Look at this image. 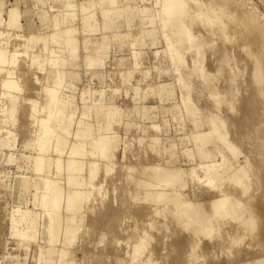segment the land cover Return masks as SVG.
I'll list each match as a JSON object with an SVG mask.
<instances>
[{"label":"bare ground","instance_id":"bare-ground-1","mask_svg":"<svg viewBox=\"0 0 264 264\" xmlns=\"http://www.w3.org/2000/svg\"><path fill=\"white\" fill-rule=\"evenodd\" d=\"M46 1L44 3L41 2L42 6L46 5ZM52 1L53 0H51V2ZM54 1L52 3V6H54V4H56V3L58 4V1H59V7L57 6L58 9L57 8L55 9L56 6L54 7V9H52L53 7H51L52 11H50V9L48 8L50 11L49 12L48 10L43 9V7L40 5V6H38L40 12H38V9L36 10L38 12V15H40L41 18L45 21V25L41 29H45V26L47 24L46 21L48 23L50 21V24H52V28H53L52 32H50L48 34H46V33L40 34V32L38 30V33H36V32L35 33H28L31 35H29V36L27 35L28 37L25 36V40L27 42H25V41L23 42V43H28V41H30L31 43L35 42L34 46H36L37 43L42 42L43 45H42V47L40 46L41 47L40 52H37L38 49L36 52H33V50L29 48V46L28 47L24 46L27 44L22 45V43H21L22 46L26 47L25 51H23V48H22V51L24 52L23 55H25V56L28 55L29 58L31 57V60H28V61L31 62L32 66L38 67V69L43 67V70H46V68H47L46 72H48V73H46L44 75L47 77L45 79L48 81H47V83H45L44 88L40 85V88L42 87L44 89V94L46 93V95H47V100L45 101L43 106L39 108L38 107V103H39L38 100H34L32 97L29 98L28 96L27 97L22 96L23 101L21 103H23V105L25 107L23 113H24V116L27 118L29 124L31 125V129H30V127H29V129H30V131H33V133H34L35 127L37 128L36 132H37L38 136L36 138L35 144L38 147L39 152H38V155L36 157H34V166H35V171H36L35 173L38 175V177H29V176H27L28 174H26V175H24V174L23 175H17V174L15 175L14 174L15 177L13 176V178L15 179V181L13 180L14 181L13 183L15 185H13L12 183L11 184L15 188L18 189V191L20 193L19 195H22L23 191L34 190L32 199H33V201H35L34 203L37 206L38 210L37 211L31 210V209L23 210V206H21L22 204L20 203L17 205L13 204V206L14 205L15 206L13 207L12 210H10L11 212L8 213V214H10V219L12 222V225L10 228L11 235H13L15 237L17 236L21 240L29 239L32 237H35L38 239L37 240L38 241V247L37 248L39 251V254H38L39 255V261L42 262L43 264H55L56 259L59 261L58 262L56 260L58 263H61V261L63 262V259L66 256L70 255L71 250H72L70 248V245L73 243V241L75 239V235L77 233V227L75 225V222L77 221L76 215L78 214V211L82 207H84L83 204H85V203H83V201L85 200L84 202H86V199H88L89 195H90L89 198H91V193L93 192L91 190V187H94V189L96 187H98V189L101 188V190H102V187L105 186L107 183L109 185L111 183L115 184L116 180L113 177H112L113 182H110L111 179L107 180V179H109V178H107L106 179L107 183L105 182L106 184H104V185H102L103 182H99L101 179H99V181L95 180L96 182H99V183H95L94 179H96L95 178L96 175L99 176L98 172H99L100 167L102 165V162H101L102 160L107 161V162L105 161L106 163L103 161L105 163V164L104 163L103 164L106 166L102 165V166H104V169L102 167L103 170H105V167H107V169H106L107 171L105 170L106 172H104V173H106V175L108 174V171H110V170H111V172L113 171V167H115V168H116V166L118 167V165H115L116 159H115V163L113 162V160L116 157V154H117L116 150H117L118 144L120 142L118 132L116 130H114L113 126H115L114 122L118 121V118L121 116V109L116 104H113V103L109 104V103L105 102V100L102 99L105 97V96L103 97V95H105V94H103L104 90H102V92H101V94H103V95H100V97L102 96V98H101L102 101L98 100V101H100V104H99V102L97 104L94 102L95 104L92 105L91 107H89V111L90 110L92 111L93 108L95 107L94 110L96 111L98 122L101 120L105 121V123L102 124V126H101L102 129L99 128V132H97L94 130L92 123L85 121V120H80L78 122L79 125H78L76 132H73L71 130V127H72L71 124L73 122V117H74L75 111L71 110V112H68V113L63 111V104L66 103V98H61L59 96V91L69 76H76L77 75L76 71L68 72V71L64 70V68L68 64H73L74 60L76 59V57L78 55L79 46L81 44L80 43L81 39L78 35L79 28H78V26L74 20L75 15H76L74 9H76L77 3L75 2V0H63V3H60V0H58V1L56 0L55 1L56 3ZM103 1L114 4L116 0H99L98 3L101 4ZM142 1L144 2L146 0H142ZM228 1L229 0H154V1L152 0V2H151L152 4H150V5H145V4L136 5V6H133L134 9L130 8V10H133L131 12V14H133V15L136 14L137 12L147 13V17H144L142 19L143 23L152 22V21L155 22V19L152 18V17H154L155 14L160 16L161 29L155 30V28H153V29H150L147 31L148 34L153 32L152 41H149L148 44L150 42L153 44L154 43L156 44L157 40H158L157 34L160 32L162 33V31H163V35H164L165 41H166V49H164L165 54L173 62L172 65L175 68V70H177L176 72H179L178 73L179 75L177 76L176 79L178 80L179 84L181 83L187 87H190V90H192L191 89L192 84L190 83V80H192L193 76L196 74L199 77L203 78L204 81L208 80V83H209V80H212L214 77H215L214 79H216V77L223 76V75H221V74H223L222 72L224 70L223 64H222V66L218 64L219 67H218V65H216L218 68L215 70V72H211L203 64V62L205 60V55H206L205 49H207L206 47H209L210 49L212 48L214 37H216L215 40L217 38H219V36H221V37L223 36V38L224 37H227V38L232 37L233 41H234V39H235V41L237 40L239 47H242L243 49L245 48L244 49V50H246L245 52L250 57L251 74H252L251 78L254 79V81L251 80V78H250V80L255 82L254 83V85H256V88H255L256 91L255 92L257 95H259L261 97L260 100L262 101V104H263V106H261V107H264V83H263L264 82V16H262V14L260 12L256 11L253 5H251V8L247 7L244 0H235V1L233 0L234 2L233 1L228 2ZM3 2H5V0L0 1V4H2ZM31 2H35V1L31 0ZM38 2H39V0H38ZM47 3L49 4L50 2L47 1ZM48 4L44 8H46L48 6ZM4 5L5 4H3L1 6H4ZM35 5H37L36 2H35V4L33 3V7ZM1 6H0V8H3ZM80 6H81V9L83 12L82 22L85 26L83 28L85 33L95 32V35H96L98 33V31H102L110 23V22L106 23L105 27H103L101 25L99 20L96 18L95 13H92L89 10V8L91 7L90 2H82V4ZM34 8H36V7H34ZM19 9L20 8H17V7H13L11 9H8L9 15H8V19H7L6 23L9 26L12 25L13 26V27L11 26L12 29L15 26H16L15 28L17 29V27H19V25H20L19 20L21 19L20 18L21 17V11ZM51 12H53L52 16H50L51 14L49 15V13H51ZM123 12H125V9H120V8H111V9L103 8L102 9V13H103L104 18H108L109 16H111V14L113 16H118V15L122 14ZM1 13H3V10L0 9V15H2ZM0 17H2V16H0ZM0 21H2V20H0ZM44 21H43V23H44ZM21 28L22 27H19L20 30H22ZM16 29H14V30H16ZM23 31L25 32V30H23ZM6 32H7V36H6V33L4 34V31L0 32V34L2 35V36L1 35L0 36L3 38V34H4L6 36V38L7 37L10 38V34L8 35V31H6ZM231 32H233L232 35H230ZM9 33H10V31H9ZM16 34L17 33L15 32V38L14 39H16V37H17ZM91 34H93V33H91ZM12 35H14V34H12ZM22 35H24V34L22 33ZM1 37H0V39H1ZM13 37L14 36H12V38ZM18 38L20 40L21 37H19V35H18L17 39ZM113 38L119 39L121 41V43L123 44V45L121 44L122 46L128 45L129 44L128 42H131V45L129 44L130 47L134 46L133 48L134 49L136 48L135 47V45H136L135 41H137V38L135 36H133L132 34L115 33ZM227 38H226V40L224 39L225 45H227L226 41L229 40V38L228 39ZM22 39L24 40V37ZM93 39H95V38H93ZM93 39L92 38L85 39V42H84V43H86V45L89 48H91L88 55L86 56L87 64L88 65H95V64L103 65L105 62V59L103 58V56L101 54H99V51L102 48V42H101V40H98V39L93 40ZM138 40H140V39L138 38ZM151 43L149 45H151ZM215 43H216V41H215ZM1 44L2 43L0 41V70L5 71L4 72L5 75L3 78H1V81H0V87L2 88V89H0L2 92L1 97L5 96V97L9 98L11 101H13V102H11L8 100L9 102L16 103V102H18L17 100L19 99L17 94H16L17 90L19 89L18 91H21L22 88H20V86H21V84H19L20 82L18 83V81L16 80V78H17L15 75L16 70L14 69V67H15V64H17L16 62L17 61L19 62V58H20L19 56H23V55H21L22 52L20 54H18L17 50L21 49V48H19V45H17L18 49L16 46L15 47L16 49L11 51L12 49L10 50L7 47H1ZM18 44H20V43H18ZM230 44H234V43L230 42ZM235 44L238 45L237 43H235ZM221 45H223V44L221 43ZM31 46H32V44L30 45V47ZM54 46H57V47L55 48ZM234 47L236 48V46H234ZM234 47H233V49L235 50ZM217 48H219V47H217ZM217 48H216V51H218ZM225 49H226V52L222 53L223 57L221 56V58L226 59L227 56H230L228 58H230V60H231L232 56L230 54L229 55L227 54L228 53L227 49H230V48L225 47L223 51H225ZM233 49H232V51L231 50H229V51L233 52L234 51ZM237 49H238V47H237ZM211 50H214V49H211ZM159 51L156 50V53L154 52L155 53L154 55L158 56ZM220 52H222V51L219 49L218 53L221 54ZM231 52H229V53H231ZM131 53L133 54L134 59L138 58L140 55L139 50L138 51L133 50V52H131ZM186 54L187 55L189 54L188 55L189 61L187 59H185V56L187 58ZM234 54L235 53L233 52L232 55H234ZM217 55H215V56H217ZM218 56H219L218 58L221 59L220 55H218ZM234 56L236 58V55H234ZM234 56H233V58H234ZM17 57H18V59H17ZM212 57H213V55H212ZM216 59H217V57H216ZM26 61H23L24 64ZM138 61L139 60L135 61V63H136L135 66L139 65ZM221 61L220 62L216 61V62L221 63ZM227 62L229 63V61H227ZM214 63H215V61H214ZM29 67H31V66H29ZM44 67H45V69H44ZM233 67L236 68L237 65H235ZM233 67L231 69L232 72L235 71V70H233ZM31 69H32V67H31ZM35 71H37V70H35ZM145 72L146 71L143 72L144 73L143 79L146 77L145 75H147V74H145ZM148 72H146V73H148ZM233 73L236 74V72H233ZM95 74L98 75V73H95ZM217 75H219V76H217ZM17 76H18V74H17ZM34 76H36V75L34 74ZM43 78L42 79L40 78V79L43 80ZM37 80L38 79H36V81ZM212 81L214 82V80H212ZM39 82L40 81H38V83ZM256 82L258 85L256 84ZM42 84H43V82H42ZM137 84H139V83H137ZM213 84L212 85L209 84L211 86V88H210V86H207V81H206L207 89H208V87L210 88L209 89L210 95L209 94L208 95H209V97L210 96L214 97V98L212 97L215 100L214 104L215 103L219 104V102L224 99L223 98L224 93H223V96H221L222 92H226V91L222 90L220 93L219 88H216L215 84L214 85ZM174 85H176V84L174 83ZM174 85L172 84L171 86H169V83L161 84V88H160L159 93L170 98L172 96V91L174 90V87H176ZM252 85H253V83H252ZM185 86H183V87H185ZM212 86L215 89H213ZM38 89H39V86H38ZM140 89H141L140 87H137V86L135 87V90H136L135 95L137 94L139 96V94H142V92L139 93ZM216 89H218V91ZM253 90H254V88H253ZM95 91L93 93H97ZM209 91H207V93ZM251 91H250V93H252ZM85 93H86V91L83 92L84 95H85ZM181 93H182V91H181ZM191 93L192 92H190L188 90L185 93L183 91V93H182V95H180V97L182 96L181 99H182L183 104L181 103V105L184 106L183 108H185L186 112L190 113V115L192 117L191 113L194 114V112L198 111L199 105L197 107V105H196L197 103L194 102L195 99L193 100L194 97H193V95H191ZM18 94H19V92H18ZM87 94H88V92H87ZM253 94H255V93H253ZM84 95H83V97H84ZM251 96H252V94H251ZM1 97H0V99H1ZM44 98H46V96ZM139 98H141V97H139ZM213 99H212V101H214ZM250 99L252 100L251 97H250ZM255 99H256V97H255ZM20 100H22V99L20 98ZM86 100H87V98H86ZM244 100L246 101L247 99H245V97H244L243 101ZM227 101H229V100H227ZM258 101H257V103H258ZM227 103L232 107V104H231L232 102L229 101ZM243 103L246 105H249L247 102L246 103L243 102ZM253 103H255L254 100H253ZM253 103L251 101L250 104H253ZM8 105H4V107L5 106L7 107ZM20 105H22V104H20ZM171 105L172 106H170V105L169 106L171 107V109L173 108V113L175 112V114H173V116L175 115V116H177V120L179 119V121L180 120L183 121L185 119V117L183 118L181 116V115H183L182 109L178 108L181 106L180 102H179V104L176 103V104H171ZM257 106H258V108L260 107L259 105H257ZM257 106L255 108H257ZM4 107H2V108H4ZM6 107L4 108V110H1L3 112H0V124L2 122H4L9 116H12L13 113L17 110V108L15 106H11L8 108H6ZM139 107H140V105H138V108ZM153 107L155 108L156 106H153ZM2 108H0V109H2ZM140 108L144 110L145 115H149L150 111L153 109L152 106H146V105H142ZM140 108L138 109L139 111H140ZM165 108H163V109H165ZM177 108L180 111H178ZM166 109L171 110L170 108H166ZM231 109L234 110V108H231ZM215 110L214 109L208 110L207 114L205 115L206 118L203 117V115L196 116V117H194L193 120L190 118L193 121V124L196 127V129L193 128L192 131L189 134L187 133L188 135H186V136L191 138L192 141H195V145L192 147H189L185 150L186 152L189 153V154L187 153L186 155H188V156L190 155L189 156L190 161H187L186 164L184 161L187 158L182 161V157L180 159V157L177 156L178 155L177 153H179L178 152L179 150L178 151L176 150L178 143L177 142L174 143V141H175L174 139H173V143H170V144H169V141H167L168 142L167 144L170 145V146L168 145L169 146L168 147L167 145H164L165 144L164 142H166V141H164V138L162 139L159 136V134L157 135L155 133V135L153 134V136L150 137L151 138L150 140H148L149 138H147L148 141L153 142V143L150 142L151 147L149 146L150 144H149V142L146 141V137H144V136H140V138L138 137V139H140V140H137V141L139 142V144L140 143L143 144L142 142L146 141L149 144V145H147V146H149L148 149H150V148L152 149L153 146L157 147L158 144L162 145V141H161V139H162L164 146L162 145L163 146L162 148L159 146L160 147V148L158 147L159 151H158V149H156V151H158V152L155 153V151H154V153H155L154 155L158 156V157H159V155L162 156L161 159L164 158L165 164L161 165L162 161H161V163H159V164L157 163L156 165H150L148 163L149 165L147 164L146 166L145 165L140 166V164H139V166H140L139 168L141 169L140 171L139 170L137 171L138 168L136 166L138 164H136V163H135L136 166L131 165V162L130 163L127 162L130 165H128V166L125 165L128 167V170H130V171L133 170V173L138 172L136 174L132 173L133 176L129 175L130 177L132 176V178L134 179V184L136 185L134 187V189H132V190H135V188H137L136 190H138L139 187L141 189V186H143L145 189L142 187V189H144V191L142 190L143 192L142 191L141 192L145 194L144 197L146 198V200L148 199V200H150V202L151 201L155 202L153 206L152 205H151V207L149 206L150 211H147V215L153 216V214H156L155 216H158V215L160 216L161 214L162 215L165 214V216L163 215V217H167V214H170L173 216V217L170 216L171 218H173V219L175 218L174 221H173V219H172V221L175 222L176 225H179L180 227L179 228L174 227L173 230H172L171 226L169 228H171V230L173 232L178 230L179 232H181L183 234H184V232L187 233L184 240H182L181 239L182 237H181L179 239V241L175 244L177 246H180L183 250H185V253H186L185 255H188V257L193 255V253L195 254L197 249H199L203 246H206V245H203V243H205L204 242L205 239H209L208 244H211L212 249H217V251L220 250V248H223V249L227 248L228 251H230V250L235 251L234 253L246 251L240 244H242L243 241L244 242L247 241V239L246 240L244 239L245 237L247 238V236H251L252 238L260 237V233H258L257 229H258V225H259L260 221L264 220V191L261 194V199L259 198L260 193H259V196L257 195L258 194L257 190L250 192V191H252L251 189H253L251 187L252 186L251 182H254V180L253 181L251 180L252 179L251 177L256 175V174H254L252 176V174L255 172V170H253L254 172L252 173V168L255 167L256 163H257L255 161L256 163L254 162L255 165L253 166L252 159H253V156H255L254 155L255 153H252L253 154L252 158L250 157L251 154L248 153V155H250V156H244L245 157L244 159L241 158L240 160H237V159H239L238 155H241L240 153L243 152V151H241V148H240L241 146L237 145L234 142L236 139L234 141H232L233 139L230 140L227 138L228 137V131L224 130V128L222 126L224 124L223 121L225 118L224 117L222 118V115L220 116V114H219L220 112L218 113L219 108H217V110H216L217 113ZM235 111H237V110H235ZM235 111H233V112H235ZM240 111L242 112L243 110H240ZM41 112H43V114H41ZM262 112L263 111H261L259 114L257 113L259 115V117H260V114ZM87 113H89V112H87ZM87 113H84V116ZM188 113H185V114H188ZM238 113H239V110H238ZM185 114H184V116H185ZM240 114L242 115V113H240ZM262 114L264 115V113H262ZM190 115L189 114L186 115L187 118L190 117ZM180 117H181V119H180ZM167 119H165V120L168 121ZM174 119H176V118L174 117ZM262 119H264V117ZM259 121L260 120H258V123H259ZM183 123L184 122H182L181 125H183ZM205 123H207L208 128H205L202 126L203 124L206 125ZM181 125H180V127H181ZM262 125L264 126V124H262ZM262 125H260V126H262ZM146 126L147 125H145V128L144 127L143 128L146 129L147 128ZM151 126L153 127V129L155 128L154 130H158L159 128H161L160 125L155 122V120L151 124ZM152 127H150V128H152ZM182 128H183V126H182ZM257 128H258V126H257ZM144 129H142V132ZM0 130H1V128H0ZM5 131L6 132H4V130H2L1 133H4V134L0 135V148L1 149L4 146H6L7 141L9 140V135H11L10 130L5 129ZM147 131H145V135L147 134L146 133ZM259 131L261 132L263 130L259 129ZM148 132L152 133L150 131H148ZM72 133H74V135H75V141L69 144L68 138H69V135ZM162 133L166 135L165 132H162ZM142 134L144 135V132ZM142 134H139V135H142ZM262 134L263 133L261 132V135ZM165 135H163V137ZM148 136H150V135H148ZM263 136H264V134H263ZM183 137H185V136H183ZM188 137H187V139H188ZM213 137L220 138L222 141L221 145H218L215 148H204V146L207 145V143H209ZM238 138L241 140L240 137H238ZM245 138H246V136H245ZM178 139H179V137H178ZM182 139H184V138H182ZM166 140H168V139H166ZM169 140H170V138H169ZM184 140H186V139H184ZM54 141L56 142V145H55ZM126 141H124V143ZM159 141H161V142L158 143ZM52 143L55 146L56 151L59 153L66 151L68 145H70V147L67 151L69 154H68V157L65 161L62 160L61 157H54V156L49 155V151L53 147ZM126 144H127V142L124 145V150H125ZM179 145H182V144H179ZM174 146H175V148L173 149ZM130 148H133V147H130ZM154 148L155 147H153L152 150H154ZM181 148L183 149L184 147H181ZM170 149H171V151L176 150L177 152L173 151L170 153L169 152ZM128 150L126 147V150H125L126 153H128L127 152ZM125 151H123L124 156L126 155ZM145 151H147V149ZM252 151H253V149H252ZM167 152H169V154ZM174 152H176V154ZM183 152H184V149H183ZM246 152L247 151H245V153ZM89 153L91 154L92 158L94 157V155L97 156L96 159L89 161L90 164L87 162L88 161L87 158H89V156L87 158L85 157ZM146 154H147V152L143 156H147ZM156 154H159V155H156ZM12 155H10V156L8 155L9 158H7V159L13 160ZM244 155H246V154H244ZM124 156H122V158H121L123 161H125V159H126V158H124ZM213 156H219V158L216 159V158H213ZM126 157L128 158V156H126ZM197 157H198V159H197ZM138 158L140 159V156ZM184 158L185 157H183V159ZM126 161H127V159H126ZM260 161H262V158L260 159ZM87 163L90 166L89 170L87 167L88 176L79 174L86 168L85 166ZM121 163H123V162L121 161ZM138 163H140V161ZM261 163L263 164V162H261ZM132 164H134V163H132ZM141 164H144V163H141ZM120 166H121L120 168H122L123 165H120ZM259 166L260 165L257 166V169L259 168ZM263 168L264 167H262V170H263ZM122 170H124V172H126L125 168ZM260 170L261 169H258V171H260ZM134 171H136V172H134ZM87 173H85V174H87ZM259 173L257 172V175ZM58 174L63 175V176L60 177ZM128 174H131V173H128ZM7 176H3V177H7ZM85 176H87L88 179H86L87 177L85 178ZM108 177H110V176L108 175ZM130 177H129V179H130ZM103 178L105 179V177H103ZM132 178H131V181L133 180ZM255 178L258 179V181H259V178H257V176L254 177V179ZM131 181L128 183L132 184ZM63 182H65V185L63 184ZM260 182H263V181L260 180ZM255 184H257L256 180H255ZM259 184H261V183H259ZM12 185H11V188H12ZM263 185H264V183H263ZM263 185H262V187H263ZM85 186H87V187L89 186L90 192L85 189L86 188ZM110 186H111V188L113 187L112 185H110ZM259 186H261V185H259ZM126 187H127V185H126ZM255 187H257V186L255 185ZM108 188L109 187H107V189ZM261 188L258 189L260 192L262 190ZM116 189L114 190V192L116 191ZM126 189L130 190L129 187ZM126 189H125V193H127V192L129 193L128 190L126 192ZM95 190L98 191L97 189H95ZM95 190H94L95 193L94 192L92 193L93 200H91V201H94V199L97 198V197L94 198V196L97 193ZM136 190H135V192H136ZM195 190H198V191L207 190L209 192V194H208V196H197ZM123 191H124V189H123ZM139 191L140 190H138L137 193ZM99 192H98L99 193L98 195H100V194L102 195V197H100V199H101V198H103L104 195H103V193H101L100 189H99ZM107 193H108V190H107ZM107 193L105 194L106 196H108ZM131 194L133 195L134 192L132 191ZM135 195H136V193L134 194V196ZM139 195L140 194H137L135 197L138 198L137 196H139ZM106 196H105V198H106ZM140 196H139V198H141ZM21 199L22 198H20L19 200H21ZM100 199H99V201H100ZM88 200H90V199H88ZM102 200H104V198ZM160 203H162L163 206L160 205ZM151 216H150V221L154 222L155 221L154 219L156 217L154 216L155 218L153 219ZM151 218L154 221L151 220ZM150 221H148V222L152 226L157 222L156 221L154 224H152ZM23 222L26 225L21 227L20 224ZM169 222H171V221H169ZM146 223L147 222H145V224ZM162 223L160 222V224H162ZM160 224H158V226H160ZM170 225H171V223H170ZM164 226H162L160 228H163ZM146 227H142V228L148 229ZM153 228H155V227H153ZM136 229L137 228H135V231H136ZM156 229H157V227H156ZM165 229H167V228H165ZM135 231H133V232H135ZM137 234H138V232H137ZM38 236H39V238H38ZM214 236H216V237H214ZM149 237H150V233L148 232V230H142L139 239L136 240L134 244H131V245H133V246H131L132 251L131 250L128 251V254H129L128 259L129 260L126 261L127 263L125 262L126 264H155V262L157 264V261H153L151 255L149 253H148L149 255L145 254V251H147L146 248L149 244V243L147 244V242H145V239H147ZM21 240L17 241L19 245L21 244ZM147 241H148V239H147ZM238 243L240 245L239 247H237ZM26 244H28V243H26ZM235 244L237 246H235ZM232 245H234L237 248L234 249L235 247ZM248 247H250V246L248 245ZM212 249H211V251H213ZM262 250H263V248H262ZM262 250H260V251H262ZM229 253L231 254L232 252H229ZM0 256H2V255L0 254ZM253 257H251V258H253ZM1 259H3V258L1 257L0 261H1ZM123 260L124 259L120 260L118 258L117 262L119 261L122 264V263H124ZM242 261L241 262L239 261V263H236V264H264V254L258 255V256L256 255L255 258H253V260L251 259V260L247 261V259L246 260L243 259ZM0 264H2V263L0 262ZM105 264H108V263L105 262Z\"/></svg>","mask_w":264,"mask_h":264},{"label":"rangeland","instance_id":"rangeland-1","mask_svg":"<svg viewBox=\"0 0 264 264\" xmlns=\"http://www.w3.org/2000/svg\"><path fill=\"white\" fill-rule=\"evenodd\" d=\"M0 1H3V0H0ZM32 1H35L37 3V5L34 6L36 8L33 7V3L35 4V2H31V0H5V2L0 4V6L5 4L4 6H1L3 8H0L1 10H3V13H1L2 15H0V16H2V17H0V20H2V21H0V32L4 31V34L6 33V36H7L6 31H8V35L10 34V38L7 37L8 39L6 38V36L4 34H3V38H2L1 37L2 35L0 34L1 35L0 41L2 43L1 47H7L10 50L12 49L11 51H13L16 49L15 47L17 45H19V48H21V49H18V46H17V49H18L17 51H18V54H20L22 52L21 55H23V53H24L23 51H25V48L28 46L30 49L33 50V52H36L37 49H38L37 52H40V50H41L40 48L42 47L43 43L42 42H40V43L36 42L37 43V45L35 44L36 46H34L35 42L31 43L30 41H28V43H23L24 41L27 42L25 40V36L31 35L28 33H35V32L38 33V30H39L40 34H43V33L48 34V33L52 32L53 28H52V24H50V21H49V23L46 21V23L48 25L46 24L45 29H41L44 27L45 21L41 18L40 15H38V12H40L38 6H40V5L42 6V3H44L46 0L45 1L39 0V2H38V0L37 1L32 0ZM47 1L50 2L49 3L50 5L47 3ZM47 1H46V5L48 4V6L46 8H44L46 6L44 4L45 6H42L43 9L48 10V11L50 9V11H52V9H54L55 6H56L55 9L56 8L58 9V7H59V1L58 0H57L58 4L55 2L56 0L55 1L53 0L57 4V5L54 4V6H52L53 1L52 2H51V0H47ZM230 1H233V0H229L228 2H230ZM244 1L246 3L247 7L251 8V5H253L255 10L260 12L262 14V16H264V0H244ZM75 2L77 3V7H76V9H74V11L76 13L74 20H75V23L77 24V26L79 28L78 35L81 39V42H80L81 44L79 46L78 55H77L76 59L74 60L73 64H68L64 68V70H66L68 72L76 71L77 75L76 76H69L67 78L64 85L61 87V89L59 91V96L61 98H66V103L63 104V111L64 112L68 113V112H71V110L75 111V114L73 117V122L71 124V126H72L71 130L73 132H76L78 125H79L78 122L80 120H85V121L92 123L94 130L97 132H99V128L102 129L101 126H102V124L105 123V121L101 120L98 122L97 114H96V111L94 110L95 107L93 108L92 111L91 110L89 111V107H91L95 103L97 104L99 102V104H100V101H98V100H101V98H102V96L100 97V95L105 94V95H103V97L105 96L104 97L105 99L102 98L103 100H105V102H107L109 104L110 103L116 104L121 109V116L118 118V121L114 122L115 126H113L114 130H116L118 132V136H119V140H120V142H119L120 145L118 144V148L116 150V153H117L116 157L118 159L115 157L113 162L115 163V159H116L115 165H118L119 168L117 166H116V168L113 167V171L112 172H111V170L108 171V174L106 175V173H104V172L107 171L106 170L107 167H105L106 171L103 169H104V166H106L104 164L107 161L106 160H105L106 162L104 160L101 161L102 165H104V166L101 165L100 170L98 172L99 176L96 175V177H95L96 179H94V182L95 183L103 182L102 185H104L107 183V180L111 179L110 182H113V179H112V177H113L116 180V181L114 180L115 184L111 183L110 185L113 186L111 188V186L107 183L106 184L107 186L105 185L102 187L103 191L101 190V188H99L101 193H103V195H104L103 196L104 200H102L103 198L100 199V197H102L101 194L98 195L100 193L98 187L95 186L96 187L95 189L98 190V191H96L94 189V187L90 186L91 190L93 192H94V190L97 192L95 196L93 195L94 198H96V197L97 198L94 199V201H91V200H93V197H92L93 192H92L91 198H89L90 195L88 197V199H90V200L86 199V202H84L85 200L83 201V203H85V204H83L84 207H82L78 211V214L76 215L77 221L75 222V225L77 227V233L75 235V239H74L73 243L70 245V248L72 249L71 253L69 256H66L63 259V262L61 261V263H58L59 261L57 259L56 260L58 262L56 260H55V262L57 264H84L85 262H86L85 264H105V262L108 264H121L119 261L117 262V260L119 258L120 260L124 259L123 260L124 263H122V264H126L127 263L126 261L129 260L128 259L129 258L128 251H130L132 248L131 246H133L131 244H134L135 241L139 239L142 230H148V232L150 233V237L147 238L149 242L147 241V239H145V242H147V244L149 243L148 244L149 247L147 246V248H146L147 251H145V254L149 253L152 257V260L157 261V264H236V263H239V261L241 262L243 259L244 260L247 259V261L251 260V259L253 260V258H255L256 255L258 256V255L264 254V220H262V221H260V223L258 225V229H257L258 233H260V237L252 238L251 236H247V238L246 237L244 238L245 240L247 239L246 242L241 241L242 244H240V245L246 251L234 253L235 251H231L230 249H229L230 251H228L227 248H226L227 250L225 248L224 249L220 248V250L217 251V249H212L211 244H208L209 239H205V241H204L205 243H203V245H206V246L201 247L202 249L201 248L197 249L195 254L193 253V255L188 257V255H185L186 254L185 250H183L180 246H177L175 244L179 241V239L181 237H182L181 239L184 240L187 233L184 232V234H183V233L179 232L178 230H176L175 232L179 235L178 236L175 232L172 231L174 229V227L179 228L180 226L176 225V223L173 222L175 218L174 219L171 218L173 216L170 214H167V217H163V215L165 216V214H163V215L161 214L162 216L158 215L159 217L155 216L156 214H153V216L147 215V211H150L149 208L151 207V205L153 206L155 202H153V201L150 202V200H148V199L146 200V198L144 197L145 194L142 193L145 189L143 186H141V189L139 187L138 190H140V191L138 193H137L138 190H136L137 188H135L136 192H135V190H132L136 186L134 184V179L132 178V176H133V174H136L138 172L134 171L136 173H133V170L130 171V170H128V167H127L128 165H130L129 164L130 162H131V165H134V166H136V164H138L136 166L138 168V169L136 168L137 171L141 170L139 168L140 166H142V165L146 166L148 163L150 165H156L157 163L159 164L162 161L161 165H164L165 164L164 158L161 159L162 156H160L159 154H156V155H159V157H158V156H155L154 154L159 151L160 147L162 148L164 145L168 146L170 143H173V139L175 140L174 143L175 142L178 143V144L176 143L177 144L176 150L177 151L179 150L178 151L179 153H177L178 154L177 156L180 157V159L182 157V161L187 158L188 160L186 159L184 161L186 164L187 161H190V157H189L190 155L189 156L186 155L188 152H186L185 150L187 148L195 145V141H192L191 138L186 136L192 131L193 128L196 129L192 120L196 116L203 115V117H205L208 110H213V109L217 110V108H219L218 113L220 112L219 113L220 116L222 115V118L223 117L225 118L223 121L224 124L222 126H223L224 130L228 131V137L227 138L230 140L233 139L232 141H234L236 139L234 142L237 145L241 146L240 147L241 151H243L240 153L241 155H238L239 159H237V158L236 159L240 160L241 158L244 159L245 158L244 156H250V155H248V153L251 154L250 157L252 158V156H253L252 153H255L254 155L256 157L253 156V159H252L253 166L255 165L256 162L257 163H256V166L252 168V173L254 172L253 170H255L256 173L254 172L252 174V176L254 174H256V175L251 177L252 178L251 180L252 181L254 180V182H251V184H252L251 187L253 189H251L252 191H250V192L257 190V192H258L257 195L259 196V193H260L259 198L261 199V194L264 191V189H263L264 188V185H263V183H264V168L262 170V167H264V143H263L264 142V139H263L264 138V136H263L264 126L262 125V124H264V119H262L264 117V115L262 114V113H264V109H263L264 107H261V106H263L262 101L260 100L261 97L259 95H257L255 92L256 91V89H255L256 85H254V83H255V82H253L254 79L251 78L252 74H251L250 57L245 52L246 51V50H244L245 48L243 49L242 47H239L238 41L237 40L235 41V39L233 41L232 37H228L229 40L226 41L227 45L224 44L225 43L224 39L226 40L227 37L223 38V36L222 37L219 36V38H217L216 40H215L216 37H214L213 46L211 48L214 50H211L209 47H206L207 48V49H205L206 55H205V60H204L203 64L211 72H215V70L219 67V65L222 66V64H223L224 70L222 72L223 74H221L223 76L216 77V79H214L215 78L214 77L212 79V80H214V82L212 80H209V83H208V80L204 81L203 78L199 77L196 74L193 76V79L190 80V83L192 84V88H191L192 90H190V87H187L181 83L179 84L178 80L176 79L177 76L179 75L178 74L179 72H176L177 70H175V68L172 65L173 62L165 54L164 49H166V41H165V37L163 35V31H162V33L160 32L157 34L158 40H157L156 44L155 43L153 44L151 42H150L151 45H149L150 43L148 44L149 41H152L153 32L148 34L147 31L150 29H153V28H155V30L161 29L160 16L155 14L154 17H152L155 19V22L152 21V22L143 23L142 19L144 17H147V13L137 12L134 15L131 14V12L133 10H130V8L134 9L133 6L142 5V4L150 5V4H152L151 3L152 0H146L144 2L142 0H116L114 4L106 2V1H103L100 4V3H98L99 0H75ZM82 2H90L91 3V7L89 8V10H90V12L95 13L96 18L99 20V22L101 23V25L103 27H105L106 23L110 22L108 24V26H106V28H104L102 31H98L99 34L96 32L97 33L96 35L97 36L99 35L98 37L100 39L95 35V32L85 33L83 30V28L85 26L82 22L83 12H82V9L80 6L82 4ZM60 3H63V0H60ZM13 7L20 8L19 10L21 11V17H20L21 19L19 20V22H20L19 27H22L21 28L22 30H20L19 27H17V29H18L17 30L15 28L16 26L12 29L13 26L12 25L9 26L6 23V21L8 19V15H9L8 9H11ZM51 7H53V8L51 9ZM103 8H107V9L120 8V9H125V12H123L122 14H120L118 16H113L111 14V16H109L108 18H104L103 13H102ZM37 9H38V12L36 11ZM52 14H53V12L49 13L50 16H52ZM42 20L44 21V23ZM14 29H16L17 31ZM23 30H25V32ZM9 31H10V33H9ZM14 31L17 33L16 34L17 37H18V35H19V37H21L20 40H19V38L17 39V37H16V39H14L15 38V32ZM22 33L24 35H22ZM91 33H93V34H91ZM115 33H123V34L129 33V34H132L133 36H135L137 38V41H135L136 45L134 44L136 48L134 49L133 48L134 46L133 47L131 46L132 48L130 47L131 42H128L130 45L128 44V45L122 46L123 44L121 43V41L119 39L113 38ZM12 34H14V35H12ZM232 34H233V32L230 33V35H232ZM12 36H14V37L12 38ZM23 37H24V40L22 39ZM89 38H92V39L95 38L93 40H97V39L101 40L102 48L99 51V54H101L103 56V58L105 59V62L103 65H100V64L88 65L87 64L86 56L88 55L91 48H89L86 45V43H84V42H85V39H89ZM138 38L140 40H138ZM215 41H216V43H215ZM230 42L234 43V44L237 43L238 45L230 44ZM18 43H20V44H18ZM21 43H22V45L27 44V45H24L26 47L22 46ZM221 43L223 45H221ZM31 44H32V46L30 47ZM234 46H236V48ZM54 47L56 48L57 46H54ZM217 47H219V48H217ZM225 47L230 48V49H227V52H228L227 54L228 55L230 54L232 56L231 60H230V58H228L230 56H227L226 59L221 58V56L223 57L222 53L226 52V49H225V51H223ZM233 47L235 48V50L237 49V47H238V49L235 51L233 49ZM22 48H23V51H22ZM216 48L218 51H219V49L222 51V52H220L221 54H219L218 51H216ZM132 49L137 50V51L139 50V52H140V55L138 54L139 57L136 58L137 60H139L138 61L139 65H137V66H135L136 65L135 61H137V60L134 59V56L131 53V52H133ZM232 49L234 50L233 52L235 53L234 55H236V58L234 55H232V53H233V52H231ZM156 50H158V51L160 50L158 53V56L154 55L156 53ZM229 50H231V51H229ZM229 52H231V53H229ZM217 54L220 55L221 59L218 58L219 56ZM188 55H187V58L185 56V59H187L189 61ZM212 55H213V57H212ZM215 55H217V56H215ZM233 56L235 59L233 58ZM19 57H20L19 62L18 61L16 62L18 65L15 64V67H14V69L16 70L15 72L18 74V76H17V74L15 73V75L17 77V78L15 77V78L18 81V83L20 82L19 83V84H21L20 88H22L21 91H18L19 90L18 89L17 93H16L18 98H19V99L17 98L18 102L11 103L13 101H11L9 98H7L5 96L1 97L2 92L0 90V97H1L0 108L4 107V105H8V104L9 105L7 107L5 106L6 108L11 107V106H15L17 108L16 111L14 110L15 112L13 113L12 116H9L4 122H2L0 124V128H1L0 133L2 132V130H4V132H6L5 129H8L11 131V135H9V140L7 141L6 146H4L2 149L0 148V178H1L0 179V254L2 255V256H0V258L1 257L3 258V259H1L0 262L2 264H43L42 262L39 261V255H38L39 251L37 248L38 247V241H37L38 239L37 238L32 237L29 239L21 240V239H19V237H17V236L15 237V236L11 235V233H10L11 232L10 228H11L12 222L10 219V214H8V213L11 212L10 210H12L15 205L21 203L22 204L21 206H23V210H26V209H31L34 211L38 210L37 206L34 203L35 201H33V199H32L34 190L23 191L22 195H19L20 193H19L18 189L13 186V185H15L13 183L15 181L13 176L15 177L16 174L17 175L28 174L27 176H29V177H38V175L35 173L36 171H35V166H34V157H36L38 155V152H39V149L35 144L36 138L38 136L37 132H36L37 128L35 127L34 133H33V131H30L31 125L29 124L27 118L24 116L23 111H24L25 107H24L23 103H21V102L23 101L22 96H24V97L28 96L29 98L32 97L34 100H38L39 101L38 107L39 108L42 107L43 104L45 103V101L47 100V95H46V93L44 94L43 88L45 87L44 86L45 83H47V81H48L45 79L47 77L44 75V74L48 73V72H46L47 68H46V70H43V67L38 69V67L32 66L31 62L28 61V60H31V57L29 58L28 55H26V56L23 55V56H19ZM216 57L218 60L216 59ZM17 59H18V57H17ZM23 61H26L25 64ZM214 61H215V63H214ZM216 61L217 62L221 61V63H217ZM227 61H229V63ZM234 64L237 65L236 68L233 67V66H235ZM216 65H218V67ZM29 66H31L32 69ZM232 67H233V70H235L233 72H236V74L231 71ZM44 69H45V67H44ZM35 70H37V71H35ZM144 71H146L148 73L145 72V74H147V75H145L146 77L144 76L145 78L143 79V74H144L143 72ZM4 72H5L4 70H2V71L0 70V81H1V78H3L5 75ZM95 73H98V75ZM34 74L37 77L34 76ZM217 76H219V75H217ZM40 78L41 79L43 78L44 81L41 80ZM250 78L253 81H251ZM36 79H38V80L36 81ZM38 81H40V82L38 83ZM206 81H207V86H210L214 83L215 87L219 88L220 93L222 90L226 91V92H222L221 96H223V93H224V97H223L224 99L222 101H220L219 104H216V103L214 104L215 100L213 99L214 98L213 96H212L213 98L211 96L209 97V95H210L209 89L211 88V86H210V88L208 87V89H207ZM42 82H43V84H42ZM137 83H139V84H137ZM163 83H169V86H171L172 84L174 85V83L176 84V85H174L176 87H174V90L172 91V96L170 98L159 93L160 88H161V84H163ZM252 83H253V85H252ZM256 84H257V82H256ZM40 85L43 88L42 87L40 88ZM38 86H39V89H38ZM136 86L141 88L139 93L142 92V94H139V96L137 94L135 95V93H136L135 87ZM183 86H185V87H183ZM212 88H213V86H212ZM253 88H254V90H253ZM0 89H2V88L0 87ZM213 89H215V88H213ZM102 90H104L103 94H101ZM187 90L192 92L191 95H193L194 98L193 97L192 98H193V100L195 99L194 102L197 103V104L195 103L197 105V107L199 105V110L194 112V114L191 113L192 117H191L190 113L186 112L185 108H183L184 106L181 105V103H182L181 97L182 96L180 97V95H182L183 91H184V93L187 92ZM216 90L218 91V89H216ZM84 91H86L85 95L83 94ZM94 91L97 93H93ZM181 91H182V93H181ZM207 91H209V92L207 93ZM250 91L252 93H250ZM18 92H19V94H18ZM87 92L89 95L87 94ZM253 93H255V94H253ZM251 94H252V96H251ZM83 95H84V97H83ZM45 96H46V98H44ZM139 97H141V98H139ZM244 97H245V99H247L246 101L245 100L243 101ZM250 97L252 98V100L250 99ZM255 97H256V99H255ZM20 98L22 100H20ZM86 98H87V100H86ZM212 99L214 101H212ZM249 99L252 101V103L254 100L255 103L250 104L251 101ZM8 100L11 102H9ZM227 100L232 102L231 103L232 107L227 103V102H229ZM256 100L257 101L259 100L258 103ZM175 102L178 104L180 102L181 106L178 108L182 109L183 113L182 112L181 113L183 115H181V114L180 115L183 118L185 117V119H186V120L184 119L185 121L182 119L183 121L180 120L181 121L180 122L179 119L177 120V116H175V115L173 116V114H175V112L173 113V108L171 109L170 106H172L171 104H176ZM243 102H245V103L249 102L248 103L249 105H246ZM2 103L3 104L5 103V104L3 105ZM20 104H22V105H20ZM138 105H140V107L142 105L152 106L153 109L152 110L150 109L151 111L149 110L150 111L149 115H145L143 109H141L139 107L140 111L138 110L139 109ZM257 105H259L260 107L258 108ZM153 106H156L157 108L156 107L154 108ZM256 106H257V108H255ZM165 107L170 108L171 110L166 109ZM4 108L0 109V112H3L1 110H4ZM163 108H165L166 110ZM231 108H234V110ZM179 109H178V111H180ZM235 110H237V111H235ZM238 110H239V113H238ZM240 110H243V111L241 112ZM233 111H235V112H233ZM261 111H263V112L260 114V117H259L258 114ZM87 112H89V113H87ZM84 113H87L88 115L86 114L84 116ZM185 113H188L190 115V117L187 118L186 115H188V114H185ZM216 113H217V111H216ZM240 113H242V115ZM41 114H43V112H41ZM184 114H185V116H184ZM174 117L176 119H174ZM165 119H167L168 121H166ZM180 119H181V117H180ZM154 120L161 127L158 130H154L155 128L153 129V127L151 126V124L154 122ZM258 120H260L261 122L259 121V123H258ZM182 122H184L183 125H181ZM205 124L206 125L203 124L202 126L205 128H208L207 123H205ZM145 125H147L146 126L147 128L149 126L152 128L149 127L148 129L147 128L144 129ZM180 125H181V127H180ZM260 125H262V126H260ZM182 126H183V128H182ZM257 126H258V128H257ZM29 127H30V129H29ZM142 129H144L143 130L144 135L142 134L143 133ZM259 129L263 130V131H261L263 133L262 135H261V132L259 131ZM147 130L152 132V133H149ZM145 131H147L146 132L147 136L145 135ZM162 132H165L166 135L163 134ZM155 133L157 135L159 134V136L162 139L164 138V141H166V142H164L165 143L164 144L163 140L161 139L162 145L164 144L163 146L161 144H158L157 147L153 146V147H155L154 150H152L153 147H152V149L151 148L148 149L149 146L151 147L150 142H152V141H148V140H150L151 139L150 137L153 136V134L155 135ZM3 134L4 133H1L0 135H3ZM139 134H142V135H139ZM148 135H150V136H148ZM163 135H165V136L163 137ZM140 136L146 137V141L149 142L150 145L146 141L142 142L143 144L145 143L144 145L141 143L139 144V142L137 140H140V139H138V137L140 138ZM183 136H185V137H183ZM245 136H246V138H245ZM178 137H179V139H178ZM187 137H188V139H187ZM238 137H240L241 140ZM147 138H149V139L147 140ZM169 138H170V140H169ZM180 138L181 139L184 138L186 140H184V139L181 140ZM166 139H168V140H166ZM68 140H69V144L75 141L74 133L69 135ZM124 141L127 142L126 147H127V150L129 149L127 151L128 153H126V151H125L126 147L124 150V145L126 143V142L124 143ZM161 141H159L158 143H160ZM167 141H169V144H167L168 143ZM221 143H222V141L220 138L213 137L211 139V141L209 143H207V145L204 146V148H215L216 146L221 145ZM179 144H182V145H179ZM52 145H53V143H52ZM55 145H56V142H55ZM147 145H149V146H147ZM175 146L173 147V149L175 148ZM53 147L50 149L49 155L54 156V157H61V159L65 161L68 157V154H69L67 151H68L70 145H68L67 150L63 151L62 153L57 152L54 145H53ZM130 147H133V148H130ZM181 147H184L183 149H184L185 153L183 152V149ZM146 149H147V151H145ZM156 149H158V151H156ZM171 149L169 150L170 153L173 151H176V150L171 151ZM252 149H253V151H252ZM123 151H125V154H126L125 156L123 155L124 154ZM154 151H155V153H154ZM245 151H247V152L245 153ZM144 152L145 153L147 152L146 155L148 157L143 156V155H145ZM169 152H167V153L169 154ZM176 152H174V153L176 154ZM244 154H246V155H244ZM8 155L9 156L12 155L13 160L7 159V158H9ZM88 156L90 159L87 158ZM122 156H124V158H126L127 161H126V159H125V161H123L121 159ZM126 156H128V158ZM139 156H140V159L138 158ZM85 157L87 158V160H88L87 162L89 164H90V162H89L90 160H94L97 158V156H95V155L92 158L90 153ZM183 157H185V158L183 159ZM213 158L218 159L219 156H213ZM256 158L259 161L262 158V161L259 162ZM197 159H198V157H197ZM136 160L138 162L140 161V163H138ZM121 161L123 163H121ZM127 162H129V163H127ZM261 162H263V164ZM88 163L85 166L86 168L79 174L88 176L87 171L89 170V167H90L88 165ZM132 163H134V164H132ZM141 163H144V164H141ZM139 164H140V166H139ZM257 164L260 165L258 169H261L260 170L261 172L258 171V169H257L258 165ZM120 165H123L122 168H120L121 167ZM125 165H127V166H125ZM87 167H88V170H87ZM102 167H103V169H102ZM124 168H125V171L127 173L124 172V170H122ZM257 172L258 173L260 172V173L257 175ZM85 173H87V174H85ZM128 173H131V174H128ZM108 175L110 177H108ZM129 175H132V176L130 177ZM3 176H7V177H3ZM59 176L61 177L63 175H59ZM87 176H85V178ZM256 176H257V178H259V181L256 178L254 179V177H256ZM103 177H105V179ZM126 177L128 179L130 177V179L128 180ZM107 178H109V179H107ZM131 178L133 179L132 181H131ZM86 179H88V177ZM99 179H101L102 181L101 180L99 181ZM95 180L99 181V182H96ZM255 180H256L257 184H255ZM260 180L263 182H260ZM130 181L132 182V184L128 183ZM259 183H261V184H259ZM63 184L65 185V182H63ZM11 185H12L13 189L11 188ZM126 185H127V187H126ZM255 185L257 187H255ZM259 185H261V186H259ZM262 185H263V187H262ZM85 187H86L85 189L90 192L89 186L88 187L85 186ZM107 187H109V188L107 189ZM128 187L130 188V190L126 189ZM142 187L144 189H142ZM114 188L115 189L117 188L115 192H114V190H115ZM260 188L262 189L261 192L258 190ZM123 189H124V191H123ZM125 189H126V192L128 190L130 194L128 192L125 193ZM107 190H108V193H107ZM131 190L134 192V194L136 193V195L140 194L141 196L140 195L139 196L141 198H139V196H137L138 198H136L135 197L136 195L135 196H134V194L132 195ZM195 191H196L197 196H208V194H209V192L207 190H205V191L195 190ZM105 192L108 194V196L105 195L106 194ZM105 196H106V198H105ZM20 198H22V199L19 200ZM98 198L100 199V201ZM13 204H15V205L13 206ZM160 205L163 206L162 203H160ZM150 216L153 219L156 217L154 219L155 221L151 218V220H153L154 222L150 221ZM172 219H173V221H172ZM147 220L150 221L152 224H154L156 221L157 222L154 224L155 226L154 225L152 226ZM169 221H171V222H169ZM145 222H147V223L145 224ZM160 222L161 223L163 222V223L160 224ZM170 223H171V225H170ZM158 224H160V226H158ZM25 225L26 224L24 222L20 224L21 227H23ZM162 226H164V227L160 228ZM170 226H171L172 230H171V228H169ZM142 227H146L148 229H145ZM153 227H155V228H153ZM156 227H157V229H156ZM135 228H137L138 230L140 229V230L138 231L136 229V231H135ZM165 228H167V229H165ZM133 231H135V232H133ZM137 232H138V234H137ZM214 237H216V236H214ZM38 238H39V236H38ZM19 240H21L20 245L17 242ZM26 243H28V244H26ZM240 245H239V243H238V246L235 244V246H237V247H239ZM248 245L251 248L248 247ZM232 246H234V245H232ZM237 247H235L234 249H236ZM210 248L213 251H211ZM262 248H263V250H262ZM260 250H262V251H260ZM229 252H232V253L230 254ZM251 257H253V258H251ZM155 264H156V262H155Z\"/></svg>","mask_w":264,"mask_h":264}]
</instances>
